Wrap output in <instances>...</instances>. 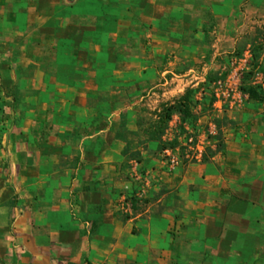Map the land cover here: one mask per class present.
<instances>
[{
  "label": "crops",
  "instance_id": "crops-1",
  "mask_svg": "<svg viewBox=\"0 0 264 264\" xmlns=\"http://www.w3.org/2000/svg\"><path fill=\"white\" fill-rule=\"evenodd\" d=\"M260 18L264 0H0V264H264V104L206 109L192 126L219 136L172 172L161 109L130 106Z\"/></svg>",
  "mask_w": 264,
  "mask_h": 264
},
{
  "label": "rangeland",
  "instance_id": "rangeland-1",
  "mask_svg": "<svg viewBox=\"0 0 264 264\" xmlns=\"http://www.w3.org/2000/svg\"><path fill=\"white\" fill-rule=\"evenodd\" d=\"M258 20L262 22V25L257 26L248 44L217 55L214 63H211L214 57L213 51L201 54L197 60L181 61L174 66L173 72L166 74L164 78L148 82L147 89L133 98L130 106L133 109H161L160 115L163 109L175 105L191 91L193 101L191 109H202L199 113L194 111L198 119L206 109H229L215 105L213 84L230 75L234 76L245 95L244 106L235 109L264 104V100L252 98L245 90L248 87L260 88L264 95V84L258 76V73H261L264 82V18ZM174 59V55H167L164 58V64L169 65ZM176 115L180 116L176 112L173 117Z\"/></svg>",
  "mask_w": 264,
  "mask_h": 264
},
{
  "label": "built area",
  "instance_id": "built-area-1",
  "mask_svg": "<svg viewBox=\"0 0 264 264\" xmlns=\"http://www.w3.org/2000/svg\"><path fill=\"white\" fill-rule=\"evenodd\" d=\"M258 76L264 84L261 73H258ZM213 88L216 103L219 104L220 108L225 104H228L232 109L244 106L245 95L233 75L226 79H219L213 84ZM201 110L194 109L196 113ZM215 118L211 119L206 127L202 129L194 128L192 123L183 122L178 115L169 121L168 127L164 132L165 144L161 151L167 172L176 170L182 165L184 159L199 161L204 159L208 147L220 133ZM176 140H180V143L174 145ZM145 180L146 184L141 185L136 194L138 198H143L146 194L148 179Z\"/></svg>",
  "mask_w": 264,
  "mask_h": 264
},
{
  "label": "trees",
  "instance_id": "trees-1",
  "mask_svg": "<svg viewBox=\"0 0 264 264\" xmlns=\"http://www.w3.org/2000/svg\"><path fill=\"white\" fill-rule=\"evenodd\" d=\"M245 90L252 98L260 101L264 100V95L260 88L248 87ZM192 103V92L189 91L183 98L180 99V101L176 103L177 105L175 104L167 107L166 109H163V111L159 115L160 121L158 122V131L160 133H164L167 124L176 112L180 114L181 120L183 122H189L193 124L197 120V116L195 115L194 110L191 109Z\"/></svg>",
  "mask_w": 264,
  "mask_h": 264
}]
</instances>
